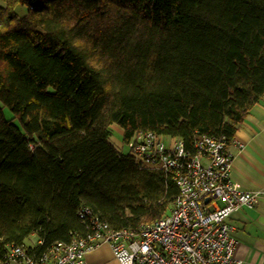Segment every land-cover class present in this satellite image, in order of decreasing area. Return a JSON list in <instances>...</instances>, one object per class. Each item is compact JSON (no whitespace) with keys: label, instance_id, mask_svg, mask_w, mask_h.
Instances as JSON below:
<instances>
[{"label":"trees","instance_id":"16d2710c","mask_svg":"<svg viewBox=\"0 0 264 264\" xmlns=\"http://www.w3.org/2000/svg\"><path fill=\"white\" fill-rule=\"evenodd\" d=\"M3 2L0 260L84 235L82 206L114 228L168 214L176 183L114 145L112 124L123 142L229 145L263 98L264 0Z\"/></svg>","mask_w":264,"mask_h":264},{"label":"built area","instance_id":"2783aa9c","mask_svg":"<svg viewBox=\"0 0 264 264\" xmlns=\"http://www.w3.org/2000/svg\"><path fill=\"white\" fill-rule=\"evenodd\" d=\"M139 165L169 173L178 193L168 214L137 227L114 228L80 207L84 235L57 241L42 255L11 245L0 264H87L86 254L109 245L120 264H243L231 215L252 207L264 191L241 190L232 182V152L223 137L200 135L188 148L177 138L136 132L124 143ZM240 145V144H239Z\"/></svg>","mask_w":264,"mask_h":264},{"label":"crops","instance_id":"0c3cea01","mask_svg":"<svg viewBox=\"0 0 264 264\" xmlns=\"http://www.w3.org/2000/svg\"><path fill=\"white\" fill-rule=\"evenodd\" d=\"M111 127L123 133L120 126ZM110 140L118 148L122 146L112 135ZM228 149L233 155L230 178L235 186L264 191V95L238 127ZM230 222L238 240L235 257L243 264H264V196L254 206L235 211ZM85 259L87 264H120L106 243L86 254Z\"/></svg>","mask_w":264,"mask_h":264},{"label":"rangeland","instance_id":"374dc122","mask_svg":"<svg viewBox=\"0 0 264 264\" xmlns=\"http://www.w3.org/2000/svg\"><path fill=\"white\" fill-rule=\"evenodd\" d=\"M4 5V2L3 0H0V6H3ZM26 6L25 5H16L15 8H14V11L18 14V15H23L26 13ZM4 113H5V116L6 117H10L11 116V112L7 109V108H4ZM111 131H112V136L114 137V139H116L117 141L119 142H122L123 144V148H119L121 150H123L125 153L127 152V147L126 145L124 144L125 142H123V139H122V134L123 133H120V131H118L117 129H115L114 127H111ZM164 139L167 141V137H164ZM33 237H31L29 240H27L28 243H31L33 241Z\"/></svg>","mask_w":264,"mask_h":264},{"label":"bare ground","instance_id":"6f19581e","mask_svg":"<svg viewBox=\"0 0 264 264\" xmlns=\"http://www.w3.org/2000/svg\"><path fill=\"white\" fill-rule=\"evenodd\" d=\"M120 148H123V144H122V146H121ZM120 150H121V149H120Z\"/></svg>","mask_w":264,"mask_h":264}]
</instances>
